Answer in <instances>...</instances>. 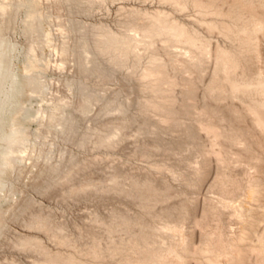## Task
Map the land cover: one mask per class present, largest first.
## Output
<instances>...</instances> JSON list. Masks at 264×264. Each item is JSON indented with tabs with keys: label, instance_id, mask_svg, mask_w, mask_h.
<instances>
[{
	"label": "rangeland",
	"instance_id": "1",
	"mask_svg": "<svg viewBox=\"0 0 264 264\" xmlns=\"http://www.w3.org/2000/svg\"><path fill=\"white\" fill-rule=\"evenodd\" d=\"M16 1L0 30V171L13 162L0 172V264H264V133L251 114H264V74L236 42L264 36V0ZM158 15L240 60L230 93L213 61L192 58L193 104L167 127L141 73L157 54L177 85L185 55L144 40ZM201 109L217 112L218 139L197 128Z\"/></svg>",
	"mask_w": 264,
	"mask_h": 264
},
{
	"label": "bare ground",
	"instance_id": "2",
	"mask_svg": "<svg viewBox=\"0 0 264 264\" xmlns=\"http://www.w3.org/2000/svg\"><path fill=\"white\" fill-rule=\"evenodd\" d=\"M11 1L12 0H0V30H2L3 27L5 28L7 26V24H8L9 11H10V7L12 6L11 5ZM169 1H171L174 4H178V5L181 4V0H169ZM16 2H17V5L21 6L24 1L17 0ZM194 2L193 3L195 5H193V7L195 6V7L202 8V7L206 6L205 0H196ZM186 3L188 4V2H186ZM212 3L214 4V0H213ZM187 4L184 3V5H182L181 8L182 9L187 8V6H188ZM209 7L212 8V5L209 6ZM159 17H160L159 15L155 16V18L148 25V27L145 28L146 29L145 30V34L143 35L144 40L147 42L148 45L152 44L153 42H155L157 40L161 41L162 43H171V44H176V45L180 44V46L181 45L183 46V47H181V49H183V54L185 55L184 56L185 60H183L184 62L181 63V66L179 68L181 71H183L182 72L183 73L182 80L177 84L178 86H180L179 87L180 88V92L179 93L181 94V98H178L177 97L178 95H174L173 94V92L175 90V87L177 85L174 84V80H172L171 75H169V73H168L169 63L164 61V59H162V57L157 56V54L150 56L149 61L147 60L148 64H147L146 68L141 73L142 74V78L147 83V86H146L147 92L148 91L150 92V97H149V99L147 98V100H148L147 101L148 109L151 111V114L153 116H155V117L158 116L157 120L159 121V124L161 126L167 127V126H169V125H171V124H173L175 122L176 117H177V113H178V111L180 109H183V107H186V106H189L190 104H193L191 102L192 101V96L194 95V93H196V91L198 89V85H199L201 80H198L197 77L194 78L195 76L199 75L197 73H196V75H194V77L191 76V74L196 71V70H194L195 66L192 67V65H191L192 58H196L197 59L198 57L200 58V57H203L205 55L209 60L213 61V63H214L213 72L215 73V70H216V72L222 73L225 78L228 75H230L231 72H234V71L237 70V68L239 67L240 60H239V58H237L235 56L236 54L234 52H232L230 49H227V48H216L215 49V47L212 49L208 44H205L204 42H202L199 39V37L196 35L195 30L193 28H191L190 26H188L187 24L180 23L179 21H176L172 17H168L166 19H162L163 17L162 18H159ZM33 19L34 18H32V17L31 18H29V17L27 18V25L29 27L34 25L35 21ZM255 24L256 25L254 26V29H253L254 31L257 32V31L263 30V26L261 25V23L257 22ZM37 26H38V24H37ZM37 26H36V28H37ZM34 30H37V29H34ZM259 33H261V32H259ZM44 34L47 37V33H44ZM262 34H263V32H262ZM246 40H247V38H246ZM246 40L238 39V40H236V42L240 44L241 48H244L246 46H247V48H249L250 46H251V48L253 47V49H254L253 53L255 55L254 57L259 62V66H260L259 70L261 72L260 74H264V46H263L264 45L263 44L264 36H261V37L259 36L258 37V36H252L251 35V37H249V39H248V40H250V41H248V43H246ZM141 41H142L141 39H135L134 41L132 39L131 43L133 44L134 47H136L137 45H139L141 43ZM64 45L61 46L62 47L61 51L60 50L59 51L62 52V53H65V52L67 53V51H68L67 49L68 48H65ZM0 46H2V45L0 44ZM164 47H166V46H164ZM112 49L111 50L109 49V50L112 52ZM130 49L131 48H129V50ZM32 50L33 49H31L30 52H34V50L33 51ZM130 51L132 52V50H130ZM189 51H191L192 54L193 53L196 54V56L192 55L191 52H189ZM57 52H58V50H57ZM60 52H59V55H61ZM113 52H115V51H113ZM66 53L64 55H66ZM3 54H4V52H3ZM70 54H67V55H70ZM123 54L121 53L120 56H122ZM64 55H63V57H64ZM36 57L32 53L31 57L28 59V61L26 62L27 64L24 67H26L27 69L28 68L29 69L30 68H34L35 64L38 63V61H36L37 60ZM1 60H4V58H2ZM62 61H64V60H62ZM178 62H180V60ZM0 64H2V63H0ZM31 70L32 69H30V71ZM2 72H1L0 76H2V74H3ZM3 76L5 77V74ZM4 79H6V78H4ZM226 81H227L226 86H227L228 91L230 93L235 92L238 89H240L237 84H235V83H233L232 81L229 80V77L226 78ZM1 89H2V82L0 81V94H2L1 93ZM206 89H208L210 92H213L214 94H212V95L214 97H216L215 93L219 92L218 91L219 88L218 89L215 88V79H214V81H211V83L209 84L208 87H206ZM260 89H262V90L264 89V84L261 86ZM209 91H207V92H209ZM67 103H69V101H67ZM60 105H62V104H60ZM195 107L196 106H194V108ZM58 110H60L59 107L56 108V111H58ZM211 111L212 110L209 111V110H203V109H201L200 112L198 111L197 115H198L199 119H198L197 128H199L200 131H205L208 134H212L215 138L218 139L219 137H221V132H220V129H219L220 125H219V123H217V121H218V119L216 117L217 116L216 115L217 112L214 113V112H211ZM61 112H62V110H61ZM251 114L253 115V117L255 119L256 126L264 133V114H261V113L256 112V111H252ZM52 116H54V118L59 117L58 116V112H53ZM17 118H18V116L15 119L16 121L14 120L15 125H18L20 123V119L17 120ZM12 138L14 139V141L20 140L19 133H17V132L14 133ZM219 152H220V150H219ZM215 154H216V152H215ZM21 157H19V158L21 159ZM7 159H3L2 166H1L2 167L1 170H3V171H0V172H5V171H10L11 170L10 164H12L13 162L11 163V161L7 160ZM11 167H13V166H11ZM251 196L252 197L256 196L254 190L251 191ZM44 264H47V263L45 262ZM50 264H52V263H50Z\"/></svg>",
	"mask_w": 264,
	"mask_h": 264
}]
</instances>
